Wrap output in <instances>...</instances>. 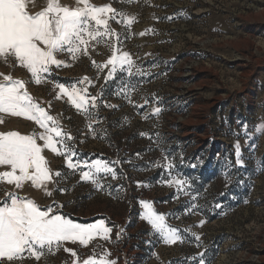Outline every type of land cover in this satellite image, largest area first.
<instances>
[{
  "label": "rangeland",
  "instance_id": "1",
  "mask_svg": "<svg viewBox=\"0 0 264 264\" xmlns=\"http://www.w3.org/2000/svg\"><path fill=\"white\" fill-rule=\"evenodd\" d=\"M88 3L116 11L108 20L110 35L90 40L75 59L57 53L68 66H51L40 84L13 58H0V74L25 83L65 134L73 162L107 161L116 178L100 173L97 185L81 181L65 155L42 149L53 173L52 195L30 181L20 188L0 183V201L15 193L76 223L102 219L111 237L87 246L64 242L51 252L45 248L39 260L24 253L0 264H83L105 252L116 264H200L201 258L204 264H264V0ZM116 49L129 54L132 67L124 65L105 82L112 66L95 65H105ZM58 84L81 89L87 110H78ZM9 131L38 137L44 129L0 112V133ZM169 162L170 171L163 167ZM173 177L188 183L178 190L169 186ZM143 202L182 242H163L143 218Z\"/></svg>",
  "mask_w": 264,
  "mask_h": 264
},
{
  "label": "snow or ice",
  "instance_id": "2",
  "mask_svg": "<svg viewBox=\"0 0 264 264\" xmlns=\"http://www.w3.org/2000/svg\"><path fill=\"white\" fill-rule=\"evenodd\" d=\"M77 4H83V7L72 8L62 6L59 0H46V6L42 10L30 14L26 10L25 0H0V58L5 62L13 58L17 66L25 68L30 73L34 83L40 84L44 79L43 74H50L51 66L56 68L61 65L68 66L64 61L56 58L57 53L67 51L73 59L81 51L86 54L90 40L111 34L107 26L108 20L115 19L116 11L107 5L92 6L88 0H77ZM92 22L95 28L92 27ZM101 26L103 31H100ZM117 52L118 49L113 51L112 57L105 65H95L93 61L98 69L112 66L105 77V82L109 78H114L118 69L123 70L124 65L128 66L129 71L132 67L129 54L125 52L117 55ZM0 75H2L0 112L34 121L44 129L38 137L22 135L16 131L0 133V166L9 168L8 171L0 172V183L20 188L25 182L30 181L33 187L43 188L45 194L51 196L52 192L47 189V184L52 181L53 173L47 167L42 149L65 155L67 167L80 170L81 181L97 185L96 177L100 173L111 174L114 179L116 178L114 168L107 161L97 159L91 163L87 160L73 162L72 157L76 153L64 144L65 134L56 126L54 118L39 104L33 102L25 89V83L13 79L11 75ZM86 81L87 78H84L79 83L84 84ZM57 86L60 93L66 94L78 110H87V99L81 94V89L75 86L69 89L63 84ZM96 99V97L92 98L93 107ZM159 111H161L159 108L154 110L155 113ZM49 122H52L51 126ZM260 130L261 128L258 127L257 131ZM37 138L44 141L43 145L37 143ZM67 138L71 139L70 136ZM237 162L239 163V145H237ZM163 167L170 171L174 165L169 162ZM54 175L58 177L62 173L57 171ZM168 183L169 186L175 184L178 190H182L188 182L173 177ZM98 186L102 190L103 185ZM58 190L62 193L67 191ZM5 195L8 199L0 201V260L23 259L24 253L39 260L45 248L51 252L53 248L58 249L64 242H79L81 246H87L97 237L105 240L111 237L112 228L102 219L87 225L80 224L54 212L53 206L42 210L31 199L19 197L15 193ZM143 203L145 208L143 218L150 223L156 233L161 235L163 242L165 244L182 242L178 230L166 227L164 216L156 214L146 202ZM216 207L220 205L217 204ZM203 223L202 221L201 224ZM120 236L121 232H117V240ZM65 251L69 249L65 248ZM72 255L76 256V253L73 251ZM108 255L109 253L105 252L97 257L93 253L83 261V264H116V261L107 258ZM74 264L77 262L74 261ZM200 264H204L203 258Z\"/></svg>",
  "mask_w": 264,
  "mask_h": 264
},
{
  "label": "crops",
  "instance_id": "3",
  "mask_svg": "<svg viewBox=\"0 0 264 264\" xmlns=\"http://www.w3.org/2000/svg\"><path fill=\"white\" fill-rule=\"evenodd\" d=\"M26 10L30 14H35L36 12L43 9L46 6V0H25ZM62 6H69L75 8L78 6L77 0H59Z\"/></svg>",
  "mask_w": 264,
  "mask_h": 264
}]
</instances>
